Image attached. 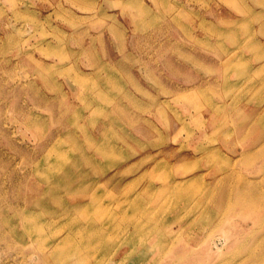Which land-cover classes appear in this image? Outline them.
<instances>
[{
  "label": "rangeland",
  "instance_id": "374dc122",
  "mask_svg": "<svg viewBox=\"0 0 264 264\" xmlns=\"http://www.w3.org/2000/svg\"><path fill=\"white\" fill-rule=\"evenodd\" d=\"M0 264H264V0H0Z\"/></svg>",
  "mask_w": 264,
  "mask_h": 264
},
{
  "label": "bare ground",
  "instance_id": "6f19581e",
  "mask_svg": "<svg viewBox=\"0 0 264 264\" xmlns=\"http://www.w3.org/2000/svg\"><path fill=\"white\" fill-rule=\"evenodd\" d=\"M94 213H95V212H94ZM32 233H33V231H32ZM39 233H40V231H38V233H37V235H36V238H38V237H39V236H38V235H39Z\"/></svg>",
  "mask_w": 264,
  "mask_h": 264
}]
</instances>
